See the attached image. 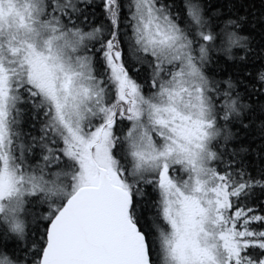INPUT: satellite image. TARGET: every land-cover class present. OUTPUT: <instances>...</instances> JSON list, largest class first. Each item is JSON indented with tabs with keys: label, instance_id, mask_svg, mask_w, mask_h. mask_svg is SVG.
<instances>
[{
	"label": "snow or ice",
	"instance_id": "6c2138e0",
	"mask_svg": "<svg viewBox=\"0 0 264 264\" xmlns=\"http://www.w3.org/2000/svg\"><path fill=\"white\" fill-rule=\"evenodd\" d=\"M0 264H264V0H0Z\"/></svg>",
	"mask_w": 264,
	"mask_h": 264
},
{
	"label": "trees",
	"instance_id": "16d2710c",
	"mask_svg": "<svg viewBox=\"0 0 264 264\" xmlns=\"http://www.w3.org/2000/svg\"><path fill=\"white\" fill-rule=\"evenodd\" d=\"M256 3L258 4L259 3V0H256Z\"/></svg>",
	"mask_w": 264,
	"mask_h": 264
}]
</instances>
